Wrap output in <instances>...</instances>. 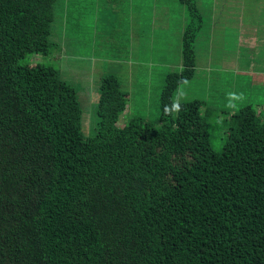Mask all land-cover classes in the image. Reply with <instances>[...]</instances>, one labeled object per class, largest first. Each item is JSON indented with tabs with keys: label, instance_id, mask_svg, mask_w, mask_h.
<instances>
[{
	"label": "trees",
	"instance_id": "16d2710c",
	"mask_svg": "<svg viewBox=\"0 0 264 264\" xmlns=\"http://www.w3.org/2000/svg\"><path fill=\"white\" fill-rule=\"evenodd\" d=\"M56 0H0V264H264V110L229 113L174 95L195 74L203 16L188 15L181 68L158 121L120 125L129 92L104 75L95 134L49 55ZM219 106V105H218Z\"/></svg>",
	"mask_w": 264,
	"mask_h": 264
},
{
	"label": "rangeland",
	"instance_id": "374dc122",
	"mask_svg": "<svg viewBox=\"0 0 264 264\" xmlns=\"http://www.w3.org/2000/svg\"><path fill=\"white\" fill-rule=\"evenodd\" d=\"M198 3L204 27L195 44V74L174 100L199 99L225 110L219 120L209 117L212 148L221 152L230 112L248 103L264 110V0ZM55 9L52 52L21 63L53 65L76 88L85 138L98 126L99 86L107 74L130 93L120 125L133 117L158 121L167 74L181 68L186 8L178 0H56Z\"/></svg>",
	"mask_w": 264,
	"mask_h": 264
}]
</instances>
